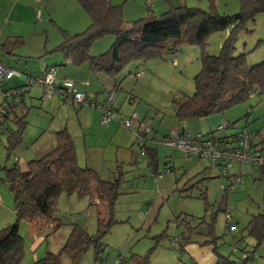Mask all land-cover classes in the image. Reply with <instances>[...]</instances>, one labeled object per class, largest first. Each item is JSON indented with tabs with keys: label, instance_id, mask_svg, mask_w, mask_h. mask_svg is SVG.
Masks as SVG:
<instances>
[{
	"label": "trees",
	"instance_id": "16d2710c",
	"mask_svg": "<svg viewBox=\"0 0 264 264\" xmlns=\"http://www.w3.org/2000/svg\"><path fill=\"white\" fill-rule=\"evenodd\" d=\"M75 1L89 17L90 23L83 31L73 34L57 27L62 40L52 51L61 55L63 65L70 64L78 67L86 64L92 73L101 72L114 77L131 62H145L154 58H163L165 55L172 57L176 55L182 45L188 44L200 48L201 69L193 77V94H180L171 100L170 110L178 121L207 119L245 103L253 96H264V61L249 66L245 54L234 55L237 33L245 29L248 21H254L256 15H264V0H239V11L234 15L218 14L214 9L213 0H209L208 11L180 5L170 7L158 18L147 17L127 22L123 18L122 7L113 5L109 0ZM216 32H227V35L219 46V52L212 55L205 50V47L208 37ZM106 36H113L114 41L111 46L97 55L90 54L93 43ZM21 43V38L15 37L12 42L0 43V50L11 53V50L20 46ZM49 67L51 66L41 68L36 75H26L24 84L10 87L7 90L1 88L4 92L17 90L16 93H11L8 96H0V133L5 135L3 147L6 151V158H9L10 154L22 143V135L27 125L26 118L30 109L24 98L28 93V87H41L44 96L48 98L44 86L27 82V80L36 79ZM18 73L21 76V73ZM107 92L108 89L104 92L102 100L98 102L104 100ZM114 100L112 109L116 112L117 117L106 126L117 122L133 136V132L123 126L124 120L141 130H143V126L148 128L146 132L144 130L139 132L140 142L135 136L134 140L137 144V152L142 155L143 161L151 168L152 175L155 178L160 177L161 172L155 145H165L158 144L156 140L172 138L184 131L196 133L182 127L172 136L156 135L154 127L150 123L140 120L136 112L122 116L114 106ZM69 106L80 109V106ZM99 124L101 125L100 114ZM223 124H225L223 129L233 126L228 123ZM141 125L143 126L140 127ZM217 131L221 130H217L216 127L213 132L200 134L204 136L217 135L222 143L232 144L239 133L245 131L252 135V147L259 148L253 143L256 136L255 131L241 130L228 138L220 137ZM55 138V147L38 159L29 160L25 169H21L16 162L10 167L4 165L0 168V174L3 177L1 181L7 185L13 197L15 214L13 223L0 229V264H20L23 257L21 223L31 224L36 229L47 228L50 225L52 231L59 228L61 223L56 218V202L63 193L74 194L79 198L88 197L90 205H98L96 232L90 235L86 229L73 223L60 250L56 253L46 252L44 257L34 260L32 264H79L89 248L94 251V259L101 261L100 253L104 250L102 240L109 233L114 222L113 210L120 185L125 182L123 175L125 172L121 166H118L112 180L101 179L94 169L81 167L77 164L74 140L66 128L57 131ZM261 143H264V137ZM175 150L184 158H188L177 149ZM15 161L17 160L15 159ZM249 165L258 167L261 177L264 179V167L250 163ZM173 170L172 166L166 172ZM230 170L231 168L225 175H222L218 170L219 174L224 177L223 183L225 184L233 182L236 176L240 177V175L231 174ZM205 180L206 178H198L188 187V190L196 188L199 193L198 197L205 201V215L190 219L183 217L179 220V224L182 226L181 241L175 239L176 249L180 253L185 245L195 243L211 248L215 256V264H246L247 261L253 260L255 247L259 246L264 238V210L251 216L244 228L247 235L254 239L255 247L251 246L250 249L241 247L240 243L243 241V237L232 236L231 253H233L232 247H237L236 251L241 254L239 261L232 260L230 256L220 253L219 247L223 244L222 241L220 242L222 237L216 236L214 224L217 212L221 211L227 214L228 193L234 192L239 184L233 190L227 191V194L221 191L223 192L222 201L217 206H213L207 200ZM99 206L104 208L106 219L102 216ZM226 223L229 224V220ZM226 228L230 227L226 226ZM228 231L230 232V230ZM243 255L245 256L243 257ZM129 261L135 264H148L146 256L135 254L130 256ZM129 261L124 259L118 264H127Z\"/></svg>",
	"mask_w": 264,
	"mask_h": 264
},
{
	"label": "rangeland",
	"instance_id": "374dc122",
	"mask_svg": "<svg viewBox=\"0 0 264 264\" xmlns=\"http://www.w3.org/2000/svg\"><path fill=\"white\" fill-rule=\"evenodd\" d=\"M70 2L78 8L77 10H80L74 0L57 1L51 4L50 8L48 7L47 12H43L44 10L40 6V10L42 9L43 12V17L40 20L42 22L33 20L34 24L32 25L35 27L13 24L14 19L4 14L1 16L2 20L0 18V32L2 31L0 41L5 39L6 31H13L17 33V36H22L25 46L38 40L44 42L47 39L51 40L54 36L58 37L60 33L57 27L65 30L64 27L72 24V20L76 17ZM112 2L113 5L122 7L123 18L126 22L147 17L158 18L170 7L180 5L197 7L203 11H208L210 7L209 0H112ZM213 3L215 11L220 15H234L239 11V0H213ZM147 5L151 9H148ZM226 33L216 32L210 35L205 50L209 54L216 55L221 42L226 38ZM113 41V36H106L95 41L93 46L104 52ZM24 50L25 47L22 48V51ZM242 53L245 54L249 66L264 61L263 14L256 15L254 21H248L245 29L237 33L234 55ZM176 56L177 65L175 66L173 65L175 60H171V55L127 64L114 76L115 80L121 84V91L114 102L115 107L118 106L117 104H122V100H119L123 98L122 96L129 95L131 102H126V104L133 106V112L135 111L139 115L148 112L151 115H157L159 119L162 113L157 110L167 113L173 98L180 94H193V77L201 69L200 48L184 44L179 48ZM38 59L30 56L18 60V58L8 56L0 51V60L5 63L4 65L8 64L21 73L20 77L14 76L9 80H3L1 88L7 90L10 87L24 84L25 76L37 71L35 65ZM7 68L13 69L9 66ZM139 71L143 73L140 77L134 79L130 76L131 73ZM54 98L53 100L46 98L41 87H28L25 100L30 109L26 118L27 125L22 135V143L10 154L9 158H6V151L3 147L5 135L0 133V168L4 165L10 167L16 162L20 168L25 169L29 160L38 159L45 154L41 155L39 152V144L42 140L38 136L40 131L44 132L46 129L45 133L49 134L60 121L65 122L67 119L70 126L73 125V120L77 124L74 108L61 102L57 96ZM241 108L245 109L242 113L247 109L254 111L251 118H248L252 121L246 120V126L249 129H263L264 96H253L245 103L234 106L231 110H241ZM67 109H71L73 114L70 118H68ZM232 112L236 114V111ZM241 122L245 125V118L232 127ZM156 125H158L157 122ZM219 133L220 131H217V134ZM40 137L44 138V133ZM136 145L134 143V147L137 149ZM155 147L161 172V176L157 178L152 175L151 168L147 166L142 155L138 152L133 155L132 160L127 159L121 153H117L115 158L101 157L103 154L98 155L97 151L94 154L91 152L88 160L79 152L78 159L81 167L87 166L85 165L87 162L90 163L89 168L94 169L101 179L112 180L118 166H121L125 172L123 174L125 182L120 185L113 210L114 222L109 233L102 240L104 250L100 253L101 261L94 259L93 249L89 248L79 264H115L124 259L129 261L130 256L134 254L146 256L148 264H151L155 259L158 260L160 247L170 250L174 239L181 241L180 219L183 217L186 219L199 218L205 215V201L198 197V190L196 188L188 190L190 184L200 178L199 176L206 178L208 202L217 206L222 201L223 192L220 190V185L223 183L224 177L219 174V171L217 174L213 172V167L207 165V168L200 170L199 176L193 177L194 173L188 171L193 163L186 162V159L175 149L161 145H155ZM172 166L174 170L166 172ZM230 172L240 175L241 183L236 186L234 192H229L227 196L226 208L227 214L230 216L229 224L226 223V214L219 211L216 213L214 229L216 236L222 237L220 242L222 241L223 244L219 247L220 253L230 256L232 260L239 261L240 252L231 253L230 250L233 244L232 236L243 237V241L240 243L241 247L250 249L256 246L254 239L247 235L244 228L251 216L264 210V179L261 177L258 167L246 163L235 164ZM2 178L0 174V207L6 215L8 212L12 213L10 222L2 226L4 228L13 223L15 214L12 194L7 185L1 181ZM99 207L102 216L105 217L104 208ZM56 210V218L61 225L55 231L50 229L51 225L45 228L40 241H37L39 236H35L29 225L20 224L23 241V257L20 264H32L34 260L44 257L46 252H58L65 243L73 223L86 229L90 235L95 234L98 205H90L88 197L79 198L74 194L63 193L56 202ZM146 210H148L147 213H145ZM226 226L230 228L227 229ZM153 247L154 249H152ZM127 264L135 263L129 261ZM246 264H264V238L259 246L255 247L254 261L249 260Z\"/></svg>",
	"mask_w": 264,
	"mask_h": 264
},
{
	"label": "crops",
	"instance_id": "0c3cea01",
	"mask_svg": "<svg viewBox=\"0 0 264 264\" xmlns=\"http://www.w3.org/2000/svg\"><path fill=\"white\" fill-rule=\"evenodd\" d=\"M57 1L60 0H40V2L38 3H36L34 0H0V18L4 14H6L7 16H9V18L14 19L13 24L20 26L29 25L35 27V25H32L34 24L33 20L38 22V20L36 19L35 11L37 9L40 10V6H41L44 10L43 12H47L48 7L50 8V5L56 3ZM109 1L113 3L112 0ZM70 5L72 6V9L76 13V17L75 19L72 20V24L67 25V27L64 28L65 31L73 34L83 31L89 25L90 19L85 14V12L78 6L77 3L76 5L77 7H79L80 10H77L78 8H76L75 5L71 4V2ZM148 7L149 6L147 5V8ZM43 12L41 9L40 20L43 17ZM40 20L39 22H42ZM1 34H0V40L2 37ZM16 34L17 33L13 31H6V34L4 35L5 39L3 41H0V43H3L4 41L12 42V40L15 37H20L22 40L21 45L12 49L11 53H7L4 50H0V51L6 53V55L8 56L18 58V60H22L30 56L39 58L35 65V69L37 71L30 75H36L41 68L45 66H51L55 69V76L59 82L63 79H68L73 81V89L77 92L84 93L86 97L91 101L94 102L101 101L104 92L113 86H117L118 88L115 99L119 96V92L121 91V84L119 81L115 80L114 77H110L101 72L92 73L89 71L86 64H83L78 67L72 66L70 64L63 65V60L61 55L59 53L52 51V49L55 48L62 40L61 35H59L58 37L54 36L51 40L47 39L44 42L38 40L32 44H28L25 46V40L23 39V37L17 36ZM23 47H25L24 51H22ZM97 52L100 53L101 51H99L97 47H94L92 45L90 54L97 55L99 54ZM174 57H175V61L173 62V65L175 66L177 65V56L175 55ZM6 65L11 67L8 64ZM11 68L20 72L18 69L14 67ZM142 74L143 73H141V75ZM115 83H117V85H115ZM55 96L57 95H54L49 100L55 99L54 98ZM122 97L123 98L119 99L122 100V104H117L118 105L117 110L123 116L132 113L133 106L132 105L128 106L126 104V102L128 103L131 102V98L129 95L127 96L124 95ZM231 109L232 108L228 109L222 114L214 115L207 119L187 120V121H178L172 115L171 110H169L167 113H164V111L157 110L162 113V116L159 119L157 115H151L148 112L145 114L140 113V115L139 114L137 115L140 120H143L148 124L150 123L151 126L154 127V129L156 130L157 132L156 135L159 136H172L175 132H177L178 129L182 127L186 128L187 130L193 133L208 134L210 132H213L215 128L222 123H226V124L228 123L234 125L243 118H245V122H246V120L247 121L250 120L248 118L249 117L251 118L254 112L253 110L247 109L246 111H244V113H242L243 110H245L244 108H241V110H231ZM67 110L69 113L68 118H70L73 114L71 113V109H67ZM74 111H75V116L77 118V124L75 120H73V125L70 126V122L67 119V121L65 122L60 121V123L54 128L53 131H50L49 134L45 133L46 129H44V132L40 131V134L38 136L39 139H42L41 143L39 144V152L41 153V155L49 152L51 149L55 147L56 145L55 133L62 128H66L74 140L77 164L80 166L81 164L78 159L79 152H81V154L84 155L83 156L84 158L90 157L91 156L90 153L93 152L94 154L95 151H97L98 155L103 154L101 155V157L109 156L112 158H115V156H117V153H121L125 157H127V159L132 160L133 155L136 154L137 152V149L134 147V143L136 144L134 140V136L130 132L122 128V126L117 122L110 123L108 126H101L99 124V113L97 109L91 106H88V108L87 106H83L80 107V109H74ZM232 111H236V114ZM156 122L158 125H156ZM246 125L247 122L245 123V125H243V123L241 122L235 125L234 127H231L232 129H228L229 127L222 129L218 135L223 138L224 137L228 138L230 135L236 134L241 130H247L253 132L255 131L256 136L253 139V143L255 145H258L259 148L264 146V143H261V140L264 137V131H263L264 127L263 129L259 128V129L251 130ZM42 133H44V138L40 137ZM194 159L195 158H189V159L187 158L185 161L189 163H193L189 167L188 171L193 172L194 173L193 176L196 175L199 176L201 172L200 170L203 168H207L208 167L207 165H210V163L207 161L205 162V160L196 159V161H194ZM89 164L90 163L87 162L85 164L87 166L85 167H89L90 166ZM209 167L212 166L210 165ZM213 168H214L213 172L218 174L217 172L218 168L215 167ZM230 173L234 174L232 172ZM199 177L201 178V176ZM7 215L5 214V211H3L0 207V229L7 222H10L12 218L11 217L12 213L8 212ZM27 225L31 227L32 232L35 234V236H39L37 241H40L42 239V233L45 232L44 231L45 228L36 229L31 224H27ZM172 249L168 250L160 247V249L158 250L159 253L158 260L155 259V261L151 262V264H215L216 263L215 256L212 253L211 248L208 246H199L195 243L188 244L183 247L179 255H177L173 247Z\"/></svg>",
	"mask_w": 264,
	"mask_h": 264
},
{
	"label": "built area",
	"instance_id": "2783aa9c",
	"mask_svg": "<svg viewBox=\"0 0 264 264\" xmlns=\"http://www.w3.org/2000/svg\"><path fill=\"white\" fill-rule=\"evenodd\" d=\"M36 3L40 0H34ZM36 18L39 20L41 15V10L37 9ZM172 61L175 57L172 56ZM142 72L131 73L130 76L134 79L140 77ZM20 77V74L13 70L7 68L4 64L0 62V96H8L11 93H16L17 90L12 92H4L1 89V82L3 80H9L12 77ZM27 82H33L35 84L44 86L45 94L49 98L52 95H57V97L64 103L74 106H91L99 111L100 123L102 126H106L110 121L116 119V112L112 109V102L117 94L118 88L113 86L108 89L105 98L102 102H94L89 100L86 95L82 92H77L73 89V81L64 79L61 82L55 78V71L52 67L46 69V71L34 80L28 79ZM123 126L131 130L137 140L140 142L141 138L138 135L139 132H146L148 128H144L143 125L140 127H134L132 123L127 120L123 121ZM225 124H220L217 126V130H222ZM141 130V131H140ZM138 132V133H137ZM158 144H162L168 147H173L180 151L183 155L190 158H197L199 160H205L210 163L212 167L218 168L222 175H225L228 170L237 163L254 164L259 167H264V146L261 148L252 147V135L241 131L237 139L232 144H224L222 140L218 138L217 135H202L200 133L192 134L188 131H184L172 138H158L156 140ZM263 149V150H262ZM241 183V178L236 176L233 182H228L227 184H221L220 190L227 194V191H231L234 187ZM150 210V208H148ZM146 210L145 213L148 212ZM230 216L226 214V221H228ZM172 247L175 249L177 255L179 252L176 249V240L172 242ZM237 247H232L233 252H235ZM245 255H243L244 257ZM119 263V262H118ZM117 263V264H118Z\"/></svg>",
	"mask_w": 264,
	"mask_h": 264
},
{
	"label": "water",
	"instance_id": "95a60500",
	"mask_svg": "<svg viewBox=\"0 0 264 264\" xmlns=\"http://www.w3.org/2000/svg\"><path fill=\"white\" fill-rule=\"evenodd\" d=\"M231 28H232V27H231ZM231 28H230V29H231Z\"/></svg>",
	"mask_w": 264,
	"mask_h": 264
}]
</instances>
